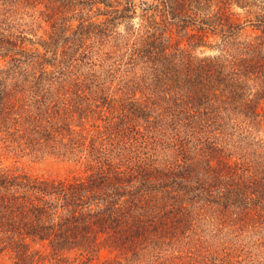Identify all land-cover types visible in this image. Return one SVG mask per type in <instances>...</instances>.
<instances>
[{
    "label": "trees",
    "instance_id": "obj_1",
    "mask_svg": "<svg viewBox=\"0 0 264 264\" xmlns=\"http://www.w3.org/2000/svg\"><path fill=\"white\" fill-rule=\"evenodd\" d=\"M70 1L95 12L97 21L87 26L82 17L74 35L85 27L105 47L123 39L118 30L125 26L124 44L111 45L122 55L125 75L112 84L113 97L106 89L85 95L83 119L96 103L107 107L109 121L99 113L104 126L74 137L69 129L63 137L60 110L43 100L52 95L49 72L70 60L76 62L68 63L70 70L84 66L76 50L85 48L84 40L73 36L71 46L59 45L61 28L49 21L69 1L57 0L58 8L40 1L41 22L51 30L37 41L12 32L18 14L11 8L20 0H0V58L34 67L40 80L35 113L24 118V99L8 91L0 70V130L22 116L31 123L23 136L32 148L62 150L80 166L72 177L48 179L0 164V264H133L183 245L198 206L219 209L218 228L242 231L251 222L263 228L264 0ZM203 48L217 54H195ZM69 108H76L75 117L83 110L78 100ZM234 118L235 126H259L246 131L254 137L246 147L231 143ZM254 146L261 155L246 150ZM134 148L137 158L127 154ZM223 256L219 264L234 259Z\"/></svg>",
    "mask_w": 264,
    "mask_h": 264
},
{
    "label": "rangeland",
    "instance_id": "obj_2",
    "mask_svg": "<svg viewBox=\"0 0 264 264\" xmlns=\"http://www.w3.org/2000/svg\"><path fill=\"white\" fill-rule=\"evenodd\" d=\"M40 1L42 2V0H20L18 4L12 6L11 9L18 14L14 16L16 21H12V25L14 26L12 32L16 36L24 37L28 35L29 38L38 41L40 37H45L44 30H51L49 24L41 22L40 11L44 10V8H41ZM68 1L69 3L63 4L65 6L59 7V11L51 13L53 19L49 21L58 23V27L61 28L60 32H63L60 34L57 30L59 37L62 39V43L59 45L66 44L67 46H71L72 40L68 38L73 36L84 40L85 48L80 49L81 51L76 49L78 50L77 56L79 59H83L84 66L78 64V66L70 70L68 63L74 64L75 61L68 60L67 64H62L63 68H55L53 73L49 72L48 93L51 95V92L52 95L48 101L43 100L45 104L46 102L49 105L54 104L56 111L60 110V114L56 115V121L62 126V135L66 138L69 137V129L75 131L71 135L74 137L80 131L92 130L95 125L104 126L107 122L104 123L101 116L104 120L108 119L109 121L107 107L95 108L96 103H94V108L88 109L89 111H93L91 116L83 119L85 117L83 112L89 106V102L85 101V95L94 97L100 93L101 89H106L110 90L107 94L111 95V97L114 96L112 92L116 90L114 89L115 87H112V84L125 75L123 73L125 65L121 53L118 52L117 55H114L113 49L124 44L125 41L123 40L128 38L125 26L120 27L118 30L122 33L123 39H111L110 44L105 47H101L100 43H94L93 38L91 41L89 32L87 34L85 27L82 31H78L80 34L74 35V32L78 30V26L83 22L81 20L82 17L85 18L87 26L97 21L95 19V12L90 13L88 8H85V5ZM48 2H51L55 7L62 5L61 3L57 4V0H48ZM7 10L8 8L5 11ZM79 41L76 39V43L74 44H78ZM67 46L65 50H68ZM99 48H102L100 52ZM107 51H111L110 55L107 54ZM70 53L67 56L65 55L66 58H73L69 55ZM87 53L90 55L89 59H87ZM195 54L203 56L202 54L216 55L217 53L214 50L203 48L195 51ZM8 59L5 62L4 59L0 58V70L3 72L1 77H4L8 91L23 97L24 101L21 103L23 109L21 113L22 115L24 113L23 117L26 118L28 115H31V111L35 113L34 107L39 103L37 100L40 98V94L35 87V83L40 80H34L35 73L37 72L34 67L30 68V66L22 64L16 68L14 67V63H10V58ZM148 78L149 80H156L150 76ZM89 79L92 81H88ZM91 87L95 93L89 91ZM77 94L81 97H77ZM99 98L104 100V97ZM77 100L83 107V110L78 112V115L75 117L77 113L76 108H69V102L70 106H76ZM104 105H107V103ZM65 109L69 110V117L64 113ZM99 113H101V116ZM95 114H99L97 119L93 118ZM21 117H17L19 122L8 125L0 130V164L4 167H16L33 176L48 179H66L72 177L73 174L75 175L80 166L78 165L77 167L76 163L65 160L61 155L64 151L43 146L37 148L30 146L31 139L23 136V134L25 133L24 129L30 126L31 123L20 119ZM236 119L234 118L230 121L231 127H233L231 129V133L233 134L231 143L236 146L246 147L252 143V139L254 138L249 136L246 131H249L253 127L250 126L248 121L235 126L234 122ZM241 120L243 119H239L237 122ZM104 129L103 132H105ZM253 129L258 131L259 126ZM9 131L12 133H7ZM256 131L254 132L255 134L257 133ZM249 132L252 133L253 131ZM58 137L59 139L62 138V136ZM246 150L256 155L262 154V150L257 146L246 148ZM127 154L132 158H137L140 156V151L134 148L133 151L130 150ZM142 157L145 158L147 155L142 152ZM195 210L197 211L198 218L201 219L197 218L193 230L184 239L183 245L172 248L166 247L154 253L155 256L153 254L149 259L146 258L147 260L143 259L133 264H197L202 259L206 264H219L217 259L224 257V254L229 257L233 256L234 259L231 260L230 264H264V227L261 228L262 225L259 222H251L242 231H233L224 226L218 228L217 225L219 224L215 218L218 212H220L219 209L198 206ZM191 232L193 233L191 234ZM196 245L200 246L197 247ZM241 250H244L242 253H245L242 262L238 257ZM6 263L11 264L8 260H6ZM93 264H96V262ZM225 264H228V262Z\"/></svg>",
    "mask_w": 264,
    "mask_h": 264
}]
</instances>
